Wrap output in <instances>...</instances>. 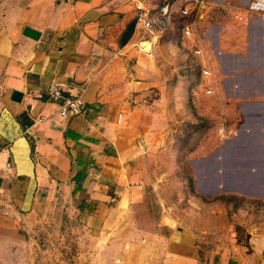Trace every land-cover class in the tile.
I'll list each match as a JSON object with an SVG mask.
<instances>
[{"label":"crops","instance_id":"0c3cea01","mask_svg":"<svg viewBox=\"0 0 264 264\" xmlns=\"http://www.w3.org/2000/svg\"><path fill=\"white\" fill-rule=\"evenodd\" d=\"M157 1L0 0V264H264L260 237L208 246L171 227L158 204H142L139 172L172 105L185 109L192 97L204 118H238L230 136L192 159V174L208 161L221 187L210 196L264 201V18L236 24L214 13L199 27L212 90L224 98L215 110L201 105V77L174 68L188 40L175 16L161 32L135 22L136 5ZM49 82L79 96L84 112L58 116ZM73 241L81 250L70 263Z\"/></svg>","mask_w":264,"mask_h":264},{"label":"rangeland","instance_id":"374dc122","mask_svg":"<svg viewBox=\"0 0 264 264\" xmlns=\"http://www.w3.org/2000/svg\"><path fill=\"white\" fill-rule=\"evenodd\" d=\"M207 1L209 7L206 10L200 9L197 13L187 10L185 14L178 16L180 5L172 10V16H175V28L184 40L188 39L185 44L180 41L181 38L178 40L183 59H180V64L174 68L175 70L187 68V75L197 76L198 79L201 77L203 81L201 91L207 96V98H200L201 105H208L217 110V106L224 102V98L212 90H215L217 84L212 80L214 71L208 62L212 60V57L210 59L203 53L199 43L202 39L197 37L201 36L202 32L198 30L201 31L199 27L202 24L211 21L214 13H223L228 16V11L219 6L214 9L212 7L214 4L220 5L225 2L237 9L245 2ZM161 2L157 1L156 4ZM172 16L170 25L173 23ZM228 17L233 23L241 24ZM195 39H198L196 46H192L191 42ZM202 54L206 56L204 63L200 66L194 65L191 60ZM195 83L191 81V87ZM186 101L185 109L183 103L179 107L172 105L173 113L168 127L157 135L158 138L151 137L149 147L146 146V159L142 162L141 169L139 168L141 177L144 179L142 204H155L154 209L158 204L162 213L169 217L167 222L171 224V227L185 229L187 233H192L198 242L208 246L220 241L226 242L227 238H233L239 242L247 235L260 237L263 240L264 201L241 199L233 195H202L196 189L195 177L189 164V160L210 151L223 138L230 136L238 123L237 116L234 113H222L217 110V114L213 117L204 115L206 116L204 118L197 110L195 111L192 97H188ZM188 178L191 179L190 185ZM72 246L69 259L70 263H75L79 260L76 252L78 253L81 249L77 250L75 241L69 243V247Z\"/></svg>","mask_w":264,"mask_h":264},{"label":"built area","instance_id":"2783aa9c","mask_svg":"<svg viewBox=\"0 0 264 264\" xmlns=\"http://www.w3.org/2000/svg\"><path fill=\"white\" fill-rule=\"evenodd\" d=\"M207 0H164L154 7L142 8L139 5L134 7V20L141 29L145 31L161 32L171 23L172 10L175 6H179L178 16L185 14L188 10L197 13L200 9L206 10L209 5ZM219 6L228 11V16L237 22L244 23L250 16H261L264 18V0H247L241 6H230L223 2L222 4H214L212 7L216 9ZM177 12V10H176ZM187 28L185 29V32ZM196 51V49H195ZM48 100L56 104L57 115L65 118L76 116L84 112V104L79 96L63 97L59 86L54 82H49L44 91ZM120 120V116H116V121Z\"/></svg>","mask_w":264,"mask_h":264},{"label":"water","instance_id":"95a60500","mask_svg":"<svg viewBox=\"0 0 264 264\" xmlns=\"http://www.w3.org/2000/svg\"><path fill=\"white\" fill-rule=\"evenodd\" d=\"M23 33L31 38H38L39 35V31H35L32 30L30 28L27 27H23L22 29ZM21 97V93L18 91H11L10 93V99L13 101H19ZM189 164L190 166H193L194 164V160H189ZM204 167L206 169H204V171L202 172V174H197L194 173V177H195V186L196 189L199 193L203 194V195H210L211 193L217 192L219 189H221V187H214L216 186V181L218 180V176H216V172H212L210 170V164H208V161L206 163V165H204ZM264 173V172H263ZM264 175V174H263ZM264 179V178H263ZM222 181L227 182L226 178L222 179ZM224 186V184H223Z\"/></svg>","mask_w":264,"mask_h":264},{"label":"trees","instance_id":"16d2710c","mask_svg":"<svg viewBox=\"0 0 264 264\" xmlns=\"http://www.w3.org/2000/svg\"><path fill=\"white\" fill-rule=\"evenodd\" d=\"M188 182H189V185L191 184V179L190 178H188V180H187Z\"/></svg>","mask_w":264,"mask_h":264}]
</instances>
